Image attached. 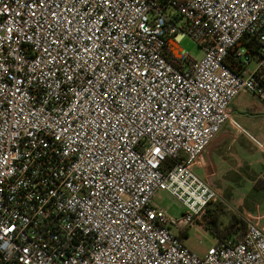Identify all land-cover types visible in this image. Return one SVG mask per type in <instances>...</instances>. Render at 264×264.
<instances>
[{
    "label": "built area",
    "instance_id": "1",
    "mask_svg": "<svg viewBox=\"0 0 264 264\" xmlns=\"http://www.w3.org/2000/svg\"><path fill=\"white\" fill-rule=\"evenodd\" d=\"M241 94L264 103V0H0V264H264L251 222L204 256L181 239Z\"/></svg>",
    "mask_w": 264,
    "mask_h": 264
},
{
    "label": "crops",
    "instance_id": "2",
    "mask_svg": "<svg viewBox=\"0 0 264 264\" xmlns=\"http://www.w3.org/2000/svg\"><path fill=\"white\" fill-rule=\"evenodd\" d=\"M231 115L235 124L221 128L191 170L218 197L208 210H217L218 204L225 209L219 223L227 225L234 215L245 228L251 222L264 232V103L241 94L231 105Z\"/></svg>",
    "mask_w": 264,
    "mask_h": 264
},
{
    "label": "rangeland",
    "instance_id": "3",
    "mask_svg": "<svg viewBox=\"0 0 264 264\" xmlns=\"http://www.w3.org/2000/svg\"><path fill=\"white\" fill-rule=\"evenodd\" d=\"M181 48L189 52L194 58L200 60L202 58L201 49L189 38H186L181 43ZM255 67L254 63L249 66V69ZM244 126V122L240 121ZM153 203L158 207L164 210L168 215L179 218L186 213L187 208L178 200L170 196L166 191H159L153 200ZM220 214H223L225 210L220 204L216 207ZM225 220V219H224ZM224 223H220L223 225ZM246 231H240L239 235ZM184 244L198 256H204L208 249L212 246H215L217 243V238L206 230L203 222H196L195 225L188 228L185 232V238H182Z\"/></svg>",
    "mask_w": 264,
    "mask_h": 264
},
{
    "label": "trees",
    "instance_id": "4",
    "mask_svg": "<svg viewBox=\"0 0 264 264\" xmlns=\"http://www.w3.org/2000/svg\"><path fill=\"white\" fill-rule=\"evenodd\" d=\"M234 67V66H233ZM174 166L173 162H167L166 168L170 169ZM220 213L218 209L215 211L208 210L207 216L204 218V226L211 234H213L218 241H221L228 236L239 234L240 231L245 230V225L236 216L232 215L227 225L223 226L219 223ZM244 233V232H243ZM185 238V233L181 235V239Z\"/></svg>",
    "mask_w": 264,
    "mask_h": 264
}]
</instances>
